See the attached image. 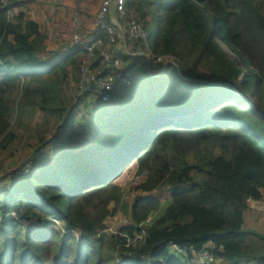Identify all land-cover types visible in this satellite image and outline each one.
<instances>
[{"label": "trees", "instance_id": "trees-1", "mask_svg": "<svg viewBox=\"0 0 264 264\" xmlns=\"http://www.w3.org/2000/svg\"><path fill=\"white\" fill-rule=\"evenodd\" d=\"M52 1L0 0V154L32 139L48 145L51 117L62 122L58 133L84 130L26 177L2 179L0 264L196 263L171 243L221 264H264V233L244 227L249 201L264 198V0H128L147 32L134 43L178 65L158 76L140 67L114 103L65 94L80 79L82 44L109 40L96 25L100 0H61L65 16L55 9L51 24L66 43L57 51ZM118 43L110 50L122 65L105 72L137 65ZM132 162L142 177L125 197L116 180ZM120 211V232L145 233L135 247L107 232Z\"/></svg>", "mask_w": 264, "mask_h": 264}, {"label": "built area", "instance_id": "built-area-1", "mask_svg": "<svg viewBox=\"0 0 264 264\" xmlns=\"http://www.w3.org/2000/svg\"><path fill=\"white\" fill-rule=\"evenodd\" d=\"M13 9L9 10L12 15ZM97 26L107 32L108 42L99 37H88L86 42L82 44V48L87 52L86 59L81 65L80 79L77 82V87L74 90L75 101L85 100L91 97L94 101H101L102 103H114L120 100L123 94H126L134 87L137 77L138 64L127 70L112 69L105 72L106 69L114 64L116 67L122 65V59H113L111 55V42L117 37L119 38V48L123 47L124 53L131 57H144L146 61L147 70L149 73L160 72L163 68L160 65L177 64L176 58L170 55H159L152 51L147 46L144 52H131L128 44L136 41H147V32L144 24L139 18L137 12L128 7V0H102L101 6L97 15ZM76 40L78 38H75ZM100 50L98 58L101 60L99 66H93L95 54ZM117 49V47H116ZM119 50V49H118ZM120 51V50H119ZM88 98L86 100H88ZM75 123L69 130L60 134L57 138L56 146L58 148L68 145L69 141L77 138L84 130L82 126ZM30 162L21 163L16 168L12 167L9 173L14 178H24L30 172ZM32 165V164H31ZM15 217L10 215L8 219ZM151 217L146 222L151 221ZM124 241L125 246L135 247L142 242L145 233H135L130 236L127 233L120 232L118 234ZM170 247L179 254L187 257L190 253L194 257L195 264H221L214 255L207 250L196 251L193 248H181L175 243H171Z\"/></svg>", "mask_w": 264, "mask_h": 264}, {"label": "rangeland", "instance_id": "rangeland-1", "mask_svg": "<svg viewBox=\"0 0 264 264\" xmlns=\"http://www.w3.org/2000/svg\"><path fill=\"white\" fill-rule=\"evenodd\" d=\"M101 2H102V0H100L99 8H98V11L96 14V25H97V15H98V12H99V9L101 6ZM64 7H65V5L62 4L61 0H53L52 1L51 11H50L51 17L49 18V22H47V25L50 29V50H53V51H57L59 46H62V44L64 45V43H66V41L56 39V37L54 35L56 26L51 24V21L56 18L55 9H59L61 11L60 16L61 15L65 16L63 14V10L65 9ZM72 14H73L72 15V18H73L72 26L76 29V28H78V25L80 22V14L78 11H73ZM65 18H67V17H65ZM75 32L72 34L73 35V41L78 42L80 34H77ZM75 38H78V39L76 40ZM119 44H121V43H118L117 49H119L120 52L122 54H124V49H123V47L119 48L120 47ZM128 47H129V50L131 52H139V53L141 52L142 53L145 51L143 47L137 46L136 43H130V44H128ZM136 47H138V48L135 49ZM137 64H138L137 65L138 66L137 73L140 71L139 70L140 67H145L147 69L145 59L138 58ZM160 68L161 69L163 68V70H164V64L160 65ZM160 72H156V73L152 72V74L151 73L150 74L153 76H158ZM244 72H245V74L249 73V70L245 69ZM204 76L206 78H208L209 74L205 71ZM71 82L72 83L66 89V92H65L66 99L69 102H70V99L72 97L71 95L73 94V96H75L74 91L72 93L71 90L74 87L76 88L77 84H78L74 81H71ZM80 117L81 116H79V119H80ZM36 121H40V119L37 117ZM61 123L62 122H60V120H58L57 117H51L50 118L49 125L46 127L47 131L45 134V138H46V141L48 142V145H46V146L40 145L41 142H38L37 139H32L27 143L26 147H22L21 149L20 148L16 149L13 152V156H9L6 154H0V186L3 184V181H2L3 178H7L8 180L11 179L7 175V173H9L10 168H12V167L16 168L18 165L20 166L21 163H26V162H30V161L32 164V165L30 164V168H31L38 161H45V160L51 159V157L54 156L53 154L55 153V149L58 148V146H56L57 145L56 140H57L58 136L61 134V132L60 133L57 132L56 128ZM33 125H35V123ZM76 125L79 126L80 123H77ZM80 126H82V125H80ZM35 133L36 132H34L33 134H35ZM54 145L57 148L54 147ZM141 177L142 176L137 173L136 162H132L129 166H127L125 169H123L122 174L117 178L116 182H118L122 186L124 193H125V197H127V195L129 194V191L141 179ZM5 188H9L8 185H5ZM110 207L113 208L114 207L113 204H111ZM249 207H250V210H248L245 214L244 227L249 228V229H256L260 232H264V209L258 210L255 208H253V209L251 208V207H264V198L258 203L257 202L255 203L254 200H250L249 201ZM106 222L108 223L107 232L119 234L121 231L120 228L122 227L123 224L128 223V219H127V216L123 212L120 211V212L116 213L114 216L108 217L106 219Z\"/></svg>", "mask_w": 264, "mask_h": 264}, {"label": "crops", "instance_id": "crops-1", "mask_svg": "<svg viewBox=\"0 0 264 264\" xmlns=\"http://www.w3.org/2000/svg\"><path fill=\"white\" fill-rule=\"evenodd\" d=\"M12 9H13V12H12V15H13L15 9H14V8H12ZM260 201H261V200H260ZM260 201H255V203H256V202L258 203V202H260ZM251 208H252V209L255 208V209H258V210H263V209H264V207H251ZM255 209H254V210H255ZM249 210H250V208H249ZM263 233H264V232H263Z\"/></svg>", "mask_w": 264, "mask_h": 264}]
</instances>
